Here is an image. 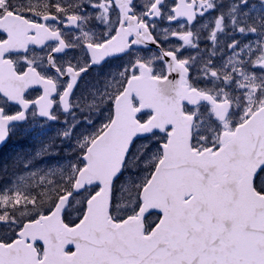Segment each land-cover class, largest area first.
Masks as SVG:
<instances>
[{
	"label": "snow or ice",
	"instance_id": "obj_1",
	"mask_svg": "<svg viewBox=\"0 0 264 264\" xmlns=\"http://www.w3.org/2000/svg\"><path fill=\"white\" fill-rule=\"evenodd\" d=\"M0 264H264V0H0Z\"/></svg>",
	"mask_w": 264,
	"mask_h": 264
}]
</instances>
